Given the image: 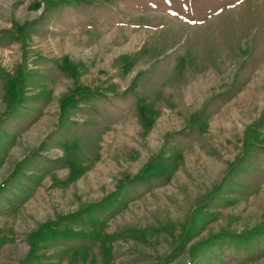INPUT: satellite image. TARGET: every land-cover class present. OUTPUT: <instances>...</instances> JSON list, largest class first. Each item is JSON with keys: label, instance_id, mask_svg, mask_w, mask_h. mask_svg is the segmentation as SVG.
<instances>
[{"label": "rangeland", "instance_id": "374dc122", "mask_svg": "<svg viewBox=\"0 0 264 264\" xmlns=\"http://www.w3.org/2000/svg\"><path fill=\"white\" fill-rule=\"evenodd\" d=\"M262 144L264 0H0V264H264Z\"/></svg>", "mask_w": 264, "mask_h": 264}, {"label": "crops", "instance_id": "0c3cea01", "mask_svg": "<svg viewBox=\"0 0 264 264\" xmlns=\"http://www.w3.org/2000/svg\"><path fill=\"white\" fill-rule=\"evenodd\" d=\"M212 15L214 14V12H212L211 13ZM243 85H241V86H238V87H242ZM242 91V89L241 88H239L238 89V91L236 90V95L234 96V97H231V98H229V99H227L223 104H221L220 106L222 107V106H224V105H227L228 103H230L231 102V100L232 99H234L240 92ZM110 95V94H109ZM111 96V95H110ZM201 132L202 131H200V132H195V134H193V136H195L196 137V140H197V138L199 137V135L201 134ZM251 142V141H250ZM255 141H253V142H251V144L252 145H254L255 143H254ZM264 144H262L261 146H263Z\"/></svg>", "mask_w": 264, "mask_h": 264}]
</instances>
